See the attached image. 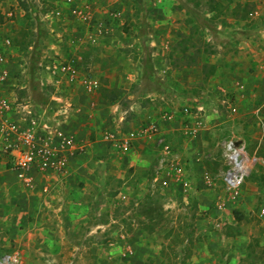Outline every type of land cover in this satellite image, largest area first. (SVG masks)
<instances>
[{
	"label": "rangeland",
	"instance_id": "374dc122",
	"mask_svg": "<svg viewBox=\"0 0 264 264\" xmlns=\"http://www.w3.org/2000/svg\"><path fill=\"white\" fill-rule=\"evenodd\" d=\"M221 1L227 12L207 0H0V42L32 96L55 90L41 63L82 58L77 84L56 94H70L83 146L66 173L28 182L0 156V253L18 252L19 264H264V141L250 114L264 100V68L250 64L264 63V0ZM237 3L250 7L245 20L231 14ZM83 78H98L97 91ZM220 90L236 116L222 106L195 136L179 128L192 119L163 118L194 96L214 105ZM156 122L151 137L121 139ZM231 135L262 157L236 198L216 177L217 144ZM175 157L182 175L165 167Z\"/></svg>",
	"mask_w": 264,
	"mask_h": 264
},
{
	"label": "built area",
	"instance_id": "2783aa9c",
	"mask_svg": "<svg viewBox=\"0 0 264 264\" xmlns=\"http://www.w3.org/2000/svg\"><path fill=\"white\" fill-rule=\"evenodd\" d=\"M255 9L258 12L259 7ZM57 13L59 14L60 11ZM8 45H10V40L0 42V156L10 161L17 175L27 182L32 180L34 173L62 175L68 171L74 155L83 146L79 136L68 122L72 111L76 109L72 99L68 98L70 94L66 92L56 94V90H59L62 85H66L69 90L74 88L80 74L77 64L82 58L79 56V60L75 58H68L64 61L55 59L41 63L40 72H47L52 78L50 85L54 87L53 90H55L52 92L55 93L51 96L52 92H50L47 98L34 97L29 92L28 84L18 83L19 77L15 72L20 71L21 68L13 69V64L7 55ZM38 79L42 87L47 84L43 77ZM83 83L86 84V92H96L99 80L98 78L94 80L83 78L80 84ZM219 96L218 102L214 105L206 103L201 98L191 97V105L186 103L182 110L167 111L163 114V118L172 121L177 117V113L179 115L181 112L183 119L188 118L192 121L191 124L188 121L186 126L182 122L183 127L180 129L184 128L191 136H195L207 124L206 120L209 115L222 114V106L227 105L230 108L232 117L239 113L238 107L232 105L235 97L231 99L226 93ZM162 98L165 99V97ZM250 114L257 126L256 141L260 146L264 141V100L254 105ZM160 131L158 122L150 123L141 126L138 131L132 130L124 134L121 139L129 143L141 136L151 137L152 134ZM114 136L108 132L105 134V139L113 141ZM217 145L220 148L223 164L216 177L222 181L224 192L236 198L246 180L261 162L262 157L257 154V150L250 154L246 140L235 135L225 137ZM176 159V157L173 158L170 163L168 159L160 161L157 170H160L165 162V164L168 163L165 167L168 166L169 172L182 175V166ZM205 175L210 178L209 172ZM155 177L158 178V173ZM262 211L264 212V209ZM20 261L21 257L16 251L0 253V264H19Z\"/></svg>",
	"mask_w": 264,
	"mask_h": 264
},
{
	"label": "trees",
	"instance_id": "16d2710c",
	"mask_svg": "<svg viewBox=\"0 0 264 264\" xmlns=\"http://www.w3.org/2000/svg\"><path fill=\"white\" fill-rule=\"evenodd\" d=\"M207 2L209 3V6H210L209 11L212 9V10H215L216 13H223L224 11L227 12L226 11V8H227L226 4L224 2H222L221 0H207ZM233 9H234V10H232L233 13L231 12V14L234 15V17H236L238 20H241V21L246 19L247 14L250 11V7L248 8L247 4L244 6H241V4H239V3H237ZM206 44H207V46H205V49L203 50V52H205L207 54H215L216 49L210 43H206ZM193 45L196 46V44L194 42H193ZM188 49H189L188 46H184L182 48V50L184 52ZM190 61L196 62V56H193ZM215 65L216 64L207 63V62L203 64V74H204L206 79H208L209 76L211 75V73H213L215 71Z\"/></svg>",
	"mask_w": 264,
	"mask_h": 264
},
{
	"label": "crops",
	"instance_id": "0c3cea01",
	"mask_svg": "<svg viewBox=\"0 0 264 264\" xmlns=\"http://www.w3.org/2000/svg\"><path fill=\"white\" fill-rule=\"evenodd\" d=\"M256 7V6H255ZM259 8H261V6H259ZM241 21V20H240ZM261 32V31H260ZM241 34H243V33H241V32H238V35L240 36ZM242 36V35H241ZM251 40V39H250ZM244 40H241V44H242V42H243ZM262 47H264V44L262 43V44H258V48H262ZM242 56L241 57H239L240 59H242L243 61L244 60H246V61H248L247 59H249L251 56H248L247 54H246V51H244L243 50V52H242ZM206 55H207V53H206ZM211 55H213V54H211ZM263 60H264V58H263ZM262 61V60H261ZM250 64L251 65H255V66H257V64H258V66H260L259 68H264V63L263 62H260V63H257V60H252V62H250ZM260 79L263 81V83H264V76H261L260 77ZM259 82V81H258ZM263 83L260 81L257 85H259V88H261L262 86H263ZM220 94H223L224 92H222L221 90H220V92H219ZM181 114V112L179 113V115ZM180 127H183V124L181 125H179V128ZM180 133H181V131H180Z\"/></svg>",
	"mask_w": 264,
	"mask_h": 264
}]
</instances>
